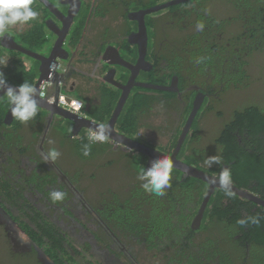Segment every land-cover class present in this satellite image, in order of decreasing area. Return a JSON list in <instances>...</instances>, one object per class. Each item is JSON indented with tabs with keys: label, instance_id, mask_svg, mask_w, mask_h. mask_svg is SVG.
<instances>
[{
	"label": "flooded vegetation",
	"instance_id": "flooded-vegetation-1",
	"mask_svg": "<svg viewBox=\"0 0 264 264\" xmlns=\"http://www.w3.org/2000/svg\"><path fill=\"white\" fill-rule=\"evenodd\" d=\"M167 1L169 0H34L33 7L40 13L38 21L12 26L0 35V57L9 58L7 66L0 67V71H4L10 64H19V57H14L15 51L22 53L20 59L27 62V70L36 66L37 61L36 67L39 70L40 61L37 58L8 48L6 44H12V40L46 57L50 55L55 44L61 41V46L55 48L58 56L50 62L51 66L54 65V70L63 72L56 74V79H61L62 82L66 77L74 76L73 88L79 80L84 84L93 83V94L102 92L104 87H110L118 91V99L125 92L127 99L123 109L128 102L132 103L135 106V109L132 106L134 113L138 114V123L131 126V132L127 133L122 129L123 132L118 127L122 109L114 125L116 132L160 152L172 154L176 145L172 149L167 147L175 134L179 133L177 135L180 137L187 124L193 108L192 106L187 113L185 109L188 104L191 102L193 105L196 100L199 101L198 112L185 140L194 121L205 119L204 115H199V111H204L211 104L217 105L223 99L218 91L215 92L213 76L206 73V69L198 68L199 64H189L190 45L186 39L190 35L185 36L188 22L182 18L180 12L185 8L193 14L203 15L206 11L205 0H184L147 12L143 15L146 29L144 31L140 28L139 13ZM183 2L184 5L181 4ZM208 18L210 19H201L199 23L204 25L203 30H199L202 34L205 29L216 31L213 29L214 18ZM31 28L38 32L36 38ZM175 29L182 32L184 40L173 37L172 32ZM211 35L214 39L219 36L221 38L224 32L217 30ZM41 41L46 43L42 45ZM211 46L193 45L192 48L200 49V52L201 48ZM206 55L207 52L203 57ZM124 62L129 64L125 65ZM188 70L190 76L185 73ZM214 70L216 73L224 72L225 64L216 65ZM253 76L257 78V75ZM7 82L11 83L8 80ZM146 83L175 86L176 89L151 88L145 86ZM210 83L212 86L206 88ZM119 85L124 86L123 91ZM56 89L52 94H55ZM91 90L92 87H89L88 91ZM160 90L177 94L165 95ZM66 92L69 97L79 98L71 90ZM4 94H0V110L3 109L1 104L6 101ZM174 99L179 104L173 108ZM99 102L96 97H88L83 104L86 109L98 110L94 106ZM139 104H143V107H139ZM226 104L222 102V107H226ZM210 108L212 113L216 111L212 106ZM111 118L112 115L97 121L93 119L109 129ZM88 119H91L89 115ZM160 125L161 130L158 129ZM137 128V132H133ZM88 129L75 127L69 118L39 106L38 114L33 120L21 123L12 117L11 106L6 107L4 116L0 118V264H190L187 260L188 253H183L179 248L182 243L202 241L203 238L220 240L221 236L214 233L212 220L205 218L206 210L200 225L192 226L201 204L191 220L186 217L185 221L177 217L172 220L157 219V231L161 228L167 232L163 238L159 233L154 234V245L148 242L143 231L139 234L138 229L133 232L134 225L129 226L125 214L132 205L125 201L132 199L133 204L136 201L128 192L135 190L137 193L135 186H132L137 176H132L128 182L124 181L120 189L109 183L104 191H89L86 185L94 179L89 177L93 173L91 168H85V171L83 162H78L76 147ZM90 131L97 132L92 129ZM157 131L167 137L166 141L159 139ZM97 143L99 146L108 145L104 146L103 159L119 160L120 151L141 153L108 136L104 142ZM183 144L176 156L185 163L219 177L228 168L227 164L220 166V162L208 167L205 161L211 157V151L203 158L195 157V161L189 162L185 155H181ZM53 149L60 153L55 161L48 157ZM115 149L120 151L115 152ZM184 152L189 154V151ZM61 155L66 156L67 161H63ZM147 160L148 156L146 168ZM71 165L75 171L67 169ZM120 165L122 167L124 162ZM212 167L218 170L213 171ZM179 174L181 180L192 177L184 172ZM254 179L257 184L261 181ZM244 180L254 183L252 177H244ZM252 186L241 188L262 198ZM218 188L221 187L216 189ZM52 191H62L65 194L64 199L53 202L50 198ZM176 200L175 198L174 201ZM229 200L226 198L223 201L230 203ZM189 202L190 200L181 199L180 206L184 209ZM253 202L256 205L248 203L249 207L242 209L245 210L244 215L249 212L257 213L261 210L258 205L264 207ZM210 206L208 203L207 208ZM231 206L235 209L240 207L236 202H232ZM204 221L210 225L205 227ZM241 236V233L235 235L237 239ZM164 242L169 243L164 245ZM175 243L180 244L173 246ZM149 245L152 247L149 248ZM245 250L243 258L240 254L237 258L234 256L233 260V256L219 252L210 253L208 257L199 255L200 262H197L231 264L234 261V264H239L238 262L243 261L255 264L261 259V264H264L263 256L256 255L255 259L251 258L250 244L247 243ZM203 259L206 260L201 262Z\"/></svg>",
	"mask_w": 264,
	"mask_h": 264
},
{
	"label": "trees",
	"instance_id": "trees-1",
	"mask_svg": "<svg viewBox=\"0 0 264 264\" xmlns=\"http://www.w3.org/2000/svg\"><path fill=\"white\" fill-rule=\"evenodd\" d=\"M181 4L184 5L185 2ZM176 7L178 8V5ZM187 13L191 17L199 16L202 20L210 19L208 17L214 18L213 29L224 32L223 37L214 39L211 34H215L216 31L209 29L207 31L205 29V32L202 34L197 30L196 25L193 34L186 39L190 45V47L187 45L190 54L186 51L191 56L189 64H194L195 62L196 65L199 64L198 68L206 69V73H210L213 76L215 92L218 91L220 98L223 100L221 103L217 102V105H209L204 111H199V115H204L205 119L194 121L190 134L183 144L181 155H185L187 160L191 162L192 160L195 161V157L203 158L205 155H208L207 152L211 151L210 156H219L220 166L223 164L228 165L227 170L231 172L233 184L240 188L253 185L251 188L264 198V91H260L254 95L248 92V88L259 79V77L255 78L253 75L258 76V69L260 73L264 71V58H259V54L264 53V0H233L229 13L222 17L214 13H203V15H196L189 11ZM209 22H207V25H209ZM233 28L235 29L234 31L232 30ZM45 43L46 41H41L42 45ZM193 45L196 47L202 45L212 46L203 47L199 52L200 49L192 48ZM206 52L207 55L203 57ZM13 53H15L14 57L17 56L19 58L22 54L16 51ZM201 58L202 62H198L201 61ZM37 64L35 65L37 66ZM218 64H225L224 72L216 73L214 68ZM25 66L22 65L21 67L20 64L12 66L10 64L3 71L6 80L15 85H22L26 82L33 86L40 71L37 70L36 66H33L30 70H27ZM185 73L190 76L189 70ZM211 86L210 83L206 88H210ZM161 92L165 95L177 94L175 92ZM118 94V91L116 92L110 87H104L103 91L97 94L100 103L94 107L98 110H89L84 107L85 112L96 121L110 117L115 108ZM77 97L84 101L80 95ZM174 102L173 108L179 104V101L176 102V99H174ZM222 102L227 103L226 107H222ZM1 105L3 109L0 110V118L4 116L6 107L9 105L7 98ZM132 106L135 109V106L128 102L119 116L118 127L127 133L132 131L130 128L131 126H135V122L138 123V114L134 113ZM138 106L143 107V104H139ZM192 106L190 102L185 111L189 113ZM211 106L216 109L213 113L211 112ZM209 116L219 124L218 132L210 139L215 145L214 151L210 146L205 145L206 137L203 133L204 122L207 121ZM138 128L133 132H137ZM161 128L162 125L158 127L160 130ZM177 134L179 135V133ZM177 134L171 139V143L167 147L168 149L175 147L178 139ZM84 145H89L90 147V154L88 156L83 155ZM98 146L99 143L89 140L88 129L87 133L83 135L76 145L78 148V162H83L82 166L84 169L91 168L93 170V168H98L97 166H99L100 161L99 159H94V156L104 152L105 147H108V145ZM115 150V152L120 151L118 149ZM184 151H189V154L186 155ZM118 153L120 156L119 160L102 158L103 162L101 165L103 167L118 168V164L124 162L122 169L124 173L130 174V178L138 176L141 169H146L147 155L142 152L140 154H131V152L120 151ZM118 161L120 162L118 163ZM72 166H68L67 169L75 171ZM212 170L216 171L218 169L212 167ZM96 172L97 169L93 170V175H89V177L94 178ZM181 172L173 167L171 187L166 189V193L163 196L146 192L141 187L142 182L138 179L132 185L137 189V193L135 190L128 192L136 200L134 204L132 199L125 201L128 205H132L125 213L127 214L129 226L131 224L134 225L132 230L135 232L138 229V234L140 231H143V235L147 237L148 242L152 245H154V234L159 233L162 235L161 238H163L166 237L165 233L167 232L162 231L161 228H158L157 231V219L165 218L166 220H172L177 217L185 221L186 217L191 220L204 199L208 183L196 177L181 180L179 176ZM239 173H241L242 177H239ZM244 177H252L255 184L244 182L246 181ZM254 178L261 181L257 184ZM125 182H128V180ZM232 193V196H227L224 188L216 189L209 202L211 206L206 209L205 218L207 217L212 220L214 233L220 235L223 239L220 237L219 241H215L203 238L199 242L192 240V242L182 243L181 247H179L183 253H188L187 260L190 264H198L197 261L200 262L199 255V257H208L210 253L218 254L222 252L226 256H233L234 260V252H237L238 256L241 254L243 258L246 254L245 248L247 243L250 244L252 259H255L256 255L264 257V207L258 205L261 210L257 211V213L249 212L248 215H244L245 210L242 209L248 208V203L254 205L256 203L246 198L241 199L238 194ZM175 198L179 201H174ZM226 198H229L231 202H224L223 200H226ZM181 199L183 201L190 200L186 204V207L183 206L184 209L180 206ZM232 202H236L240 207L235 209V207L231 206ZM168 206L170 207L166 208ZM159 208L162 209L160 210ZM248 211L250 210L248 209ZM255 216H259L260 218L258 224L251 221L243 225L239 223L242 219L248 220L249 217ZM209 225L208 222L204 221L205 227ZM238 233L243 235L240 239L235 237ZM224 236H226L225 239ZM170 241L173 242L172 239ZM168 243L164 242V245ZM179 244L175 243L173 246ZM152 245H149V248ZM202 251L205 252V255L202 254ZM206 259L201 260V262H204ZM260 260L259 262H255V264H261ZM252 262L253 260H251ZM238 263L250 264L243 261ZM231 264H234V261L233 263L231 261Z\"/></svg>",
	"mask_w": 264,
	"mask_h": 264
},
{
	"label": "clouds",
	"instance_id": "clouds-1",
	"mask_svg": "<svg viewBox=\"0 0 264 264\" xmlns=\"http://www.w3.org/2000/svg\"><path fill=\"white\" fill-rule=\"evenodd\" d=\"M34 0H0V35L6 33L10 27L16 25H25L32 22H37L40 13L34 9ZM203 24H197V30H203ZM9 58L0 57V67L7 66ZM202 62V58L201 61ZM54 72V71H53ZM62 73L59 70L53 75ZM49 77V76H48ZM50 78V77H49ZM45 80V79H44ZM61 81L60 80H57ZM53 84V83H52ZM49 85V95L51 85ZM55 93H60V86H55ZM7 98L8 104L11 106V115L21 123H27L33 120L38 114V101H37V90L30 84L24 82L18 87L9 86L3 71H0V91H4ZM67 93L66 91H63ZM68 94V93H67ZM54 95V94H52ZM46 98V97H45ZM47 99V98H46ZM83 102V101H82ZM103 126H98V131L89 136L91 142H104L106 139L105 134L102 131ZM90 132V131H89ZM90 154L89 145H84L83 155L88 156ZM60 153L53 149L48 153V157L55 161ZM220 162L219 156H211L205 161L208 167L213 164ZM173 163L168 158L157 159L152 162L151 166L146 169H141L137 176V179L141 181V187L148 193L163 196L166 193V189L171 187ZM220 185L225 189L227 196H232L231 191L232 177L231 172L224 169L219 179ZM64 193L62 191H52L50 198L53 202L61 201L64 199ZM251 221L252 223L258 224L260 222L259 216L249 217L248 220H240V224H245Z\"/></svg>",
	"mask_w": 264,
	"mask_h": 264
},
{
	"label": "water",
	"instance_id": "water-1",
	"mask_svg": "<svg viewBox=\"0 0 264 264\" xmlns=\"http://www.w3.org/2000/svg\"><path fill=\"white\" fill-rule=\"evenodd\" d=\"M182 1H184V0H169V1L164 2L162 4L153 6L152 8L141 11L139 13V15L141 17L140 18L141 19L140 28L143 29L144 31L146 29V25H145V22L143 20L144 19L143 15L145 13L150 12V11H156V10H159L163 7H167V6H170L171 4H176V3L182 2ZM60 42H57L55 44L52 51L50 52V55L47 57L42 55V54L32 52L31 50H28V49L22 47L21 45H19L14 40H12V44H6V45L8 46V48L20 50V51H22V52H24L30 56L37 58L40 61V65H39L40 74H39V77H38L34 87H33L37 90V97L36 98H37L39 107H43V108L47 109L49 112L57 113V114L65 117V118H69L70 120L73 121L75 127H86L87 129L89 128V129H94V130L98 131V126H102V125H100V123H97L96 121H93V120L88 119V118L79 117L78 115L63 109L57 103H51L45 97H41L39 94L42 80H44V79L49 80L48 76H49L50 72L51 71L55 72V70H53V68H51L50 62H51V60L55 59L58 56V54L55 51V48H57V46L58 47L61 46ZM124 64L126 65L129 63L124 62ZM56 73H57V71H56ZM8 85L12 86V87H18L17 85H14L11 83H8ZM145 86L151 87V88L167 89V90L176 89L175 86L174 87L173 86H162V85H155V84H148V83H146ZM118 87H120L121 90L123 91V89H124L123 85H119ZM3 92L5 93L6 89L4 91H0V94H2ZM126 96H127V94L125 92L121 93V95L117 101V104L114 108L112 118L109 122L110 128L108 129L107 126L106 127L103 126L102 127L103 133L106 136H108L109 138L116 140L118 142H121L123 144H126L130 148L136 149V150L144 153L145 155H147L148 156L147 168L150 167L152 162L157 160V159L168 158L172 161L174 168L183 171L184 173H186L189 176L200 178V179L204 180L205 182H207L208 183V189L205 193L204 199L201 203V206L198 210V213L195 215V217L193 219V225L192 226L195 227L197 225H200L201 220L204 216L205 210L208 206V203L210 201L212 194L215 192V189L217 187L223 188L219 183L220 177L216 176V175H211V174H209V173H207V172H205V171H203V170H201V169H199L193 165L187 164L184 161L178 159L176 156L178 150L180 149V147L182 146V144L186 138L187 132H188V130L192 124V121L196 117V114H197L198 109H199V101L196 100L193 104V108H192L190 117L187 121L186 126L184 127V129L182 131V134L178 138V142L176 144V148H175L174 152L172 154H167L165 152H160L157 149H153L151 147H148V146L138 142L137 140H134L132 138H129L125 135H121V134L116 132L114 125H115V122H116L119 114L121 113V111L125 105V101L127 99ZM108 130L111 132H109ZM231 191L235 192L239 196L251 199V200H253L259 204L264 205V199H262L259 196L249 192L248 190H245V189H242V188L236 186L233 183L231 184Z\"/></svg>",
	"mask_w": 264,
	"mask_h": 264
},
{
	"label": "rangeland",
	"instance_id": "rangeland-1",
	"mask_svg": "<svg viewBox=\"0 0 264 264\" xmlns=\"http://www.w3.org/2000/svg\"><path fill=\"white\" fill-rule=\"evenodd\" d=\"M232 3H233V0H206L205 1L206 11L204 13H214V14L222 17V16L227 15L229 13V9H230V6ZM180 14L182 15V18L186 19V21L188 22V28L185 32V36L186 35L191 36V34H193V32L195 31L196 25L198 23H200L201 17L189 16L185 8L182 9ZM198 15H201V13ZM30 30L33 31L34 37L36 38L38 32L33 28H31ZM232 30L234 31L235 29L233 28ZM172 35L177 40L182 38V32L179 29H175L172 32ZM185 36H184V38H185ZM184 38H182V39L184 40ZM215 39H217V38H215ZM259 58H264V53L259 54ZM18 59H19V64L21 67L23 64H24L23 66H25V65L27 66L26 61H24L23 59H20V58H18ZM258 77H259V79L257 81H255L248 88V92H250L251 95L257 94L260 91H264V71L261 73L259 72L257 78ZM218 126H219V124L211 116H209L207 118V121L204 122V125H203V133H204V136L206 137L205 138V145L210 146L212 149L215 148V145H214V143L211 142L210 139H212L213 136L216 134V132H218ZM157 134L159 135V139L161 141L162 140L166 141L167 137L165 135L163 136L162 133H160L158 131H157ZM104 154H105L104 152H101L100 154H97L96 156H94V159H99L100 164H99V166H97L98 168H93V170L97 169L96 176L94 177V179L91 182H89L86 185V186H88V190L91 192L104 191V189L108 188L109 183L113 184L116 188L120 189L123 182L130 178V176L128 174L123 172V169H122L120 163L118 164V168L117 167H103V165H101V163L103 162L102 156ZM61 159L63 161H67L66 156L61 155ZM93 170L91 169L90 171H93ZM199 241L200 240H198L196 242H199ZM234 255L238 256V253L234 252Z\"/></svg>",
	"mask_w": 264,
	"mask_h": 264
},
{
	"label": "built area",
	"instance_id": "built-area-1",
	"mask_svg": "<svg viewBox=\"0 0 264 264\" xmlns=\"http://www.w3.org/2000/svg\"><path fill=\"white\" fill-rule=\"evenodd\" d=\"M51 68H54V65L51 66ZM54 70V69H53ZM53 71L50 72L49 77L53 76ZM49 85L50 83L47 80H42L41 82V89H42V95L43 97H46L49 101H56L58 104L65 106L66 108L75 111V112H81L83 102L81 99L76 97H69V95L65 92H60L57 96L49 95ZM96 132L90 131L89 135H92Z\"/></svg>",
	"mask_w": 264,
	"mask_h": 264
},
{
	"label": "crops",
	"instance_id": "crops-1",
	"mask_svg": "<svg viewBox=\"0 0 264 264\" xmlns=\"http://www.w3.org/2000/svg\"><path fill=\"white\" fill-rule=\"evenodd\" d=\"M62 74H63V72H62ZM73 81H74V76H70V77H66L62 82L61 81L54 82L51 85L50 92L52 93V91H53V89H54L55 86H60V89L62 87V90H64V91H66V90H69L70 91L71 90V93H73L74 95L76 94L77 96L80 95L84 100L87 99L88 97H96L97 102L100 101L99 98H98V96H97V93L98 92L96 94H93V92H92L94 90L93 83H91V84H84L83 81L81 82L79 80V82H77L75 84L74 88H73L72 87V82ZM66 82H68L67 85H65ZM66 86L69 87V88L66 89ZM89 87H92V90L91 91H88ZM79 89L81 90L80 92H79ZM84 90H86V91H84ZM91 119L93 121H95L92 117H91ZM89 131H90V129H89Z\"/></svg>",
	"mask_w": 264,
	"mask_h": 264
},
{
	"label": "bare ground",
	"instance_id": "bare-ground-1",
	"mask_svg": "<svg viewBox=\"0 0 264 264\" xmlns=\"http://www.w3.org/2000/svg\"><path fill=\"white\" fill-rule=\"evenodd\" d=\"M139 18H141V17H139ZM56 80V81H55ZM50 84H52L51 82H57V79H56V77L55 76H53V77H50L49 78V80H47ZM39 94H40V96L41 97H43V95H42V89L40 88V92H39ZM58 95V93L56 94H54V96H57ZM72 98V97H71ZM49 101V100H48ZM51 103H57L56 101H50ZM58 104V103H57ZM60 107H62L63 109H65V110H67V111H69V112H71V113H74V114H76V115H78L79 117H82V118H88V115H87V113L84 111V104H83V106H82V109H81V112H75V111H72V110H70V109H68V108H66L65 106H63V105H60V104H58ZM113 112H114V110H113ZM113 114V113H112ZM92 120V119H91ZM92 130H94V129H92ZM96 131V130H95ZM106 136V135H105ZM181 171V170H180ZM183 172V171H182Z\"/></svg>",
	"mask_w": 264,
	"mask_h": 264
}]
</instances>
